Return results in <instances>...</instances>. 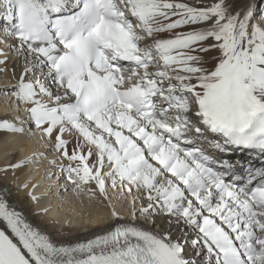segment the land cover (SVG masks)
<instances>
[{"label": "snow or ice", "instance_id": "6c2138e0", "mask_svg": "<svg viewBox=\"0 0 264 264\" xmlns=\"http://www.w3.org/2000/svg\"><path fill=\"white\" fill-rule=\"evenodd\" d=\"M13 52L0 133L34 126L81 193L137 195L61 243L0 187V264H264V0H0V73Z\"/></svg>", "mask_w": 264, "mask_h": 264}, {"label": "bare ground", "instance_id": "6f19581e", "mask_svg": "<svg viewBox=\"0 0 264 264\" xmlns=\"http://www.w3.org/2000/svg\"><path fill=\"white\" fill-rule=\"evenodd\" d=\"M186 2L195 4L197 0H186ZM206 2H211V0H206ZM13 55L15 56L14 52ZM13 55L9 54L8 75L0 73V86L10 82L14 63ZM2 67L0 65V68ZM18 74L19 68H17ZM2 97L0 117L10 116L12 112H15L12 108L17 109V102L14 97L5 96L0 92V99ZM10 100H12L10 103L11 106L13 104V107L7 105V103L10 104ZM65 138H69L68 134H65ZM40 153L43 155H39ZM57 156L58 154L51 150L50 143L41 139L40 133L38 135L0 133V168H4L10 163H17L22 159L30 160L29 163L18 169L15 175L11 170L7 176L0 173V187L6 185L12 191L13 196L10 202L16 204L18 209L23 210L31 223L44 228L58 242L75 243L94 238L95 235L102 234L106 228L118 223L131 221L126 217L123 220L114 219L111 216L112 208H115L118 213L121 211L118 210V206H112L109 199L93 197L88 192L81 193L76 190L67 179V173L61 172L59 165L62 161L57 159L56 164L51 162ZM63 163L66 165L67 161H63ZM46 171L54 172L57 179V182L56 180L53 182L54 187L51 188L53 190L51 194V189L49 190L48 187L52 183H49L50 180L44 177ZM25 183L29 185L28 188L23 187ZM107 188L109 191L116 190L111 187L110 181ZM133 191L132 195H137L135 190ZM29 192L38 199L32 200ZM125 194L132 199V195L127 192ZM58 205H63L64 208L59 209ZM44 209H47V212H44ZM137 222L144 224L140 220ZM157 222L159 223V219Z\"/></svg>", "mask_w": 264, "mask_h": 264}, {"label": "rangeland", "instance_id": "374dc122", "mask_svg": "<svg viewBox=\"0 0 264 264\" xmlns=\"http://www.w3.org/2000/svg\"><path fill=\"white\" fill-rule=\"evenodd\" d=\"M9 54H11V55H13V53H9ZM13 57H14V55H13ZM2 99H3V97L0 99L1 101H2ZM0 101V102H1ZM12 103V100H10L9 101V103ZM3 103H5V102H3ZM11 103L10 104H8L7 103V105H9V106H11ZM11 107H13V104H12V106ZM12 110L13 111H15L16 112V108H12ZM10 112H12V111H10ZM14 112V113H15ZM11 114H13V112L11 113ZM46 175V176H45ZM44 177H47L50 181H49V183H52V184H50L49 185V187H48V189L50 190L51 188H52V186L54 187V184H53V182H55V180H56V182H57V179H56V177H55V174H54V172L52 173V171L51 172H49V171H46V173H44ZM55 177V178H54ZM48 179H46V180H48ZM109 183V182H108ZM116 190L115 191H109V188H107V192H108V197H109V202H110V204L112 205V206H118V210H120L121 211V213H120V215L121 216H123V217H126V218H131L132 219V204H131V198H129L126 194H125V192H121L120 190H119V187H117V188H115ZM48 190V191H49ZM134 192V191H133ZM51 193H53V190L51 189V191H50V194ZM60 198V197H59ZM112 199V200H111ZM112 201V202H111ZM128 202H129V204H128ZM68 206V205H67ZM139 206H140V202H137V205H136V207L137 208H139ZM58 208L59 209H62V208H64V206L63 205H58ZM141 222H143V223H145V221H144V218L143 217H141L140 219H139ZM150 223V222H149Z\"/></svg>", "mask_w": 264, "mask_h": 264}]
</instances>
